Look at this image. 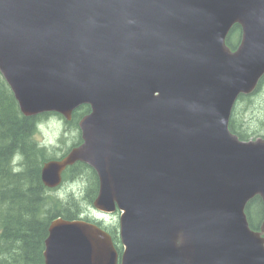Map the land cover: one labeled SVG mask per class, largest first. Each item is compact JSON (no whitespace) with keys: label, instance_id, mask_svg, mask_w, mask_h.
Instances as JSON below:
<instances>
[{"label":"water","instance_id":"1","mask_svg":"<svg viewBox=\"0 0 264 264\" xmlns=\"http://www.w3.org/2000/svg\"><path fill=\"white\" fill-rule=\"evenodd\" d=\"M0 74L23 116L89 106L40 178L54 189L86 164L94 210L120 213V256L97 225L57 217L44 264H264V216L254 231L245 214L264 206V138L228 128L264 75V0H0Z\"/></svg>","mask_w":264,"mask_h":264},{"label":"trees","instance_id":"2","mask_svg":"<svg viewBox=\"0 0 264 264\" xmlns=\"http://www.w3.org/2000/svg\"><path fill=\"white\" fill-rule=\"evenodd\" d=\"M239 35V26L234 25L226 39L229 48L236 47ZM263 82L264 75L252 93L238 96L231 111L229 130L242 141L249 140L253 135L256 137L264 128V120L259 121L258 126L250 127L238 117L242 112L238 113L239 104L256 94ZM88 111V106H80L73 112L68 124L77 127L79 119ZM48 115L54 114L23 116L0 75V264H44L42 253L50 222L57 217L74 220L87 214L97 195V177L83 163L68 167L62 174V182L84 179L86 185L80 189L83 193L82 200L73 195L61 199L57 194L58 189H48L43 185L40 178L42 165L48 160L56 159L57 154L55 149L52 152L38 145L33 136L39 120ZM258 137H264V134ZM59 142H62V138ZM78 143L79 134L73 145ZM50 192H54V195ZM245 214L250 228L258 230L264 214L259 197H254L247 203ZM108 232L120 254L117 228Z\"/></svg>","mask_w":264,"mask_h":264},{"label":"rangeland","instance_id":"3","mask_svg":"<svg viewBox=\"0 0 264 264\" xmlns=\"http://www.w3.org/2000/svg\"><path fill=\"white\" fill-rule=\"evenodd\" d=\"M244 102L245 103L239 104L238 113H240L241 110L242 112L241 115H238V117H241V121L247 122L250 127L258 126L260 123L259 121L264 120V82L259 91L246 99ZM244 109L247 111H244ZM259 128L262 129L260 126ZM262 134H264V128L257 133L256 137L261 136ZM77 135L78 128L64 123V121L56 115H51L48 116L47 119H45V121L38 127L36 140L43 146L46 145L45 147H51L58 143V146L55 148H58L55 154L60 155L65 149L77 141ZM256 137L253 135L249 139L251 140ZM60 138H62V142H59ZM83 185L84 179L66 181L59 187L57 194L61 199H66L73 195L77 199L82 200L83 193L80 192V189ZM50 194L54 195V192H50ZM88 212L89 217L98 219L102 222V225L107 228L118 225L119 214L117 212L101 216L100 214H97L92 207L89 208Z\"/></svg>","mask_w":264,"mask_h":264}]
</instances>
